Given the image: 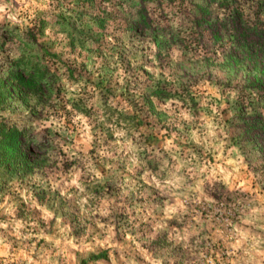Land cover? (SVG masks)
<instances>
[{"label": "clouds", "instance_id": "obj_1", "mask_svg": "<svg viewBox=\"0 0 264 264\" xmlns=\"http://www.w3.org/2000/svg\"><path fill=\"white\" fill-rule=\"evenodd\" d=\"M94 3L86 29L73 0H0V125L40 161L0 173V264H264V139L241 131L264 89L199 23L218 0Z\"/></svg>", "mask_w": 264, "mask_h": 264}, {"label": "trees", "instance_id": "obj_2", "mask_svg": "<svg viewBox=\"0 0 264 264\" xmlns=\"http://www.w3.org/2000/svg\"><path fill=\"white\" fill-rule=\"evenodd\" d=\"M240 1L242 0H218L219 8L227 10L228 18L225 21H219L216 18L217 14L213 15L212 10L204 9L201 12L199 23L217 35L221 34V30L225 34H230L231 46L236 51H240L243 58L253 60L254 64L256 62V67L250 69L255 70L264 67V20L261 19L260 15L264 0H249L253 15L252 13L245 14V7ZM209 17L212 18L211 23H209ZM230 60L233 64L241 62L238 54L234 53L230 54ZM21 73V71L16 72L19 87H26L27 89L33 87V82L25 80L24 74ZM248 73L252 74L251 71ZM257 77L256 79L252 77V83L264 88V72L258 73ZM241 131L245 132L254 144H260V140L264 139V124L249 122L248 126ZM18 134L19 132L15 129L9 131L7 127L3 128L0 131V141L2 142L0 148L5 149L10 161L13 162V156H15L16 163L13 162L12 166L22 167L28 163L27 152L18 151ZM259 150L264 152V145Z\"/></svg>", "mask_w": 264, "mask_h": 264}, {"label": "rangeland", "instance_id": "obj_3", "mask_svg": "<svg viewBox=\"0 0 264 264\" xmlns=\"http://www.w3.org/2000/svg\"><path fill=\"white\" fill-rule=\"evenodd\" d=\"M216 2H217V0H213V3H216ZM240 2H242V4L245 7V9H244L245 14H251L252 12H251V8H250V5H249V3H250L249 0H242ZM73 9L74 10L72 12V17L71 18H76L77 22H83L84 27L86 29L90 28L91 25H89L87 23L86 18H85V13L90 14L92 16L102 15V13H98L97 6L94 3V0H73ZM211 10H212V14L215 15V14L218 13L219 8L211 9ZM262 14H264V2H263V5H262V8H261V11H260L261 17H262ZM252 15H253V13H252ZM71 18H69V19H71ZM132 27L136 28L137 26L133 25ZM85 35H87V32H82L81 33V36H85ZM221 40H223V38H221ZM231 42H232V39H230L228 42H226L223 45L222 51L224 52V57L220 61V63H222L227 68V70L230 73L234 72L236 74V77H241V79H239V80H237L234 77L233 82H239V83H242V84L246 83L250 87L264 89V88H262L259 85L256 86L255 84H253L252 83L253 75L248 73V71H250L251 68H255L256 67L255 66L256 62L254 64L253 60H248L246 58H243L242 57V53H240V51H236L233 48V46H231ZM125 51L126 50L121 49V58L122 59L124 58ZM231 53H234L236 55L238 54V57H240L242 63L240 62V63H237V64H233L231 62V60H230V54ZM84 59L87 60V58H84ZM145 59H146V57H145ZM161 63L162 64L164 63V58L163 57L161 58ZM229 65H230V67H228ZM140 71L144 72V69L140 68ZM16 72H12V73L9 74L8 86H9V89H11V87L13 85H15L16 93L20 94L22 91L26 90L27 88L26 87H19V85H18V77H17ZM69 72H71L73 75H76L75 71L73 69H71V68L69 69ZM86 75L89 77V79H91L93 73L87 72ZM144 75L148 78V81H151L152 77H151L150 74H148L147 72H144ZM114 82L115 81H114V77L112 75V71L110 69H108L107 66L105 65V67L102 69V75L100 77L99 83L102 86H106L107 87L108 85H112ZM6 94H7V96L10 97L12 95L11 90H8ZM4 95H5V82H4L3 78H0V97H2ZM5 127H6V125H0V131L3 128H5ZM17 139L19 140L18 151L27 152L25 150L24 146L21 143L20 133L17 135ZM1 143L2 142L0 141V146H1ZM259 151L262 152L261 150H259ZM7 155L8 154L5 151V149H1L0 148V173H4L5 168L10 166L11 169H12V173H14L15 171L20 169L21 173L23 174V172H25V171H31L32 168L36 166V164L40 163L39 160L29 161L27 159V157H28V153H27L26 159H27L28 163L26 165H24L22 167H20V166H12L13 162L16 163L15 156L12 155L13 159H14V161L12 162V161L9 160ZM253 155L255 156V152L253 153Z\"/></svg>", "mask_w": 264, "mask_h": 264}]
</instances>
